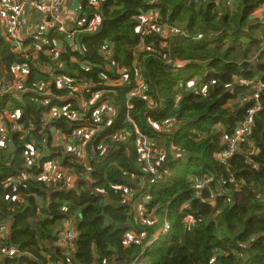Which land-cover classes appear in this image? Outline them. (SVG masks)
Masks as SVG:
<instances>
[{
	"label": "trees",
	"instance_id": "1",
	"mask_svg": "<svg viewBox=\"0 0 264 264\" xmlns=\"http://www.w3.org/2000/svg\"><path fill=\"white\" fill-rule=\"evenodd\" d=\"M78 2L70 32H49L59 44L50 57L42 43L16 51L0 21V264H264V92L257 104L239 101L251 95L244 83L264 82V0ZM152 13L162 33L139 29ZM164 123L163 133L153 128ZM82 127H103L83 146L86 160L80 144L66 153L70 141L55 138ZM136 129L140 142L164 139L152 170L137 163ZM31 148L38 162L26 158ZM52 161L69 169L74 189L41 179ZM65 224L71 256L59 245Z\"/></svg>",
	"mask_w": 264,
	"mask_h": 264
},
{
	"label": "built area",
	"instance_id": "2",
	"mask_svg": "<svg viewBox=\"0 0 264 264\" xmlns=\"http://www.w3.org/2000/svg\"><path fill=\"white\" fill-rule=\"evenodd\" d=\"M61 1H65V0H18V6L17 8H15L14 12H11V16L6 20L5 22V27L6 30L8 31V33L6 35H8V39L10 40V42L16 43L17 47H16V51H23V44H30V43H35V44H41L44 45V47H46L44 49V47L40 48L45 52L49 51V49L52 48V46L54 45L55 42H47L48 41V34L50 31V29L54 28L55 33L58 35L61 34H66L69 33V29L66 27V23H68L67 21L69 19H71V17L73 15L76 14V12L69 18H65V15L62 13H60L61 10H59V5L57 3L61 2ZM30 6L31 8H33L35 11H39L41 13H43L44 15H46V26L45 27H39L38 30H33L32 33H29L30 31H28L29 29L31 30L32 28H28V24L27 21L25 22V16H26V7ZM155 15L157 16V14L155 13ZM155 16V17H156ZM93 24V23H92ZM49 25L51 26V28H49ZM24 26L27 27L26 32L24 33H29L28 35L24 34L22 36L18 35V31L23 29ZM45 34V35H43ZM42 35V36H41ZM19 39H22V41H20ZM55 40V38L53 39ZM50 44H52V46H50ZM58 55V54H57ZM41 69H45V67H41ZM46 72L49 73L50 75H54L52 68L51 67H47L46 68ZM142 86V85H141ZM244 86L246 87V89L251 93L254 94V96H258L260 93L264 92V82L263 81H250V82H246L244 83ZM5 90V89H4ZM8 91V90H6ZM45 95H49V93H46ZM97 96V95H96ZM243 103H247L250 98L245 97L242 99ZM44 107H46L48 110H51L52 112H66L67 108H61L59 109V107H51L50 108V102L49 100H46L43 103ZM81 106L83 107L84 111L86 113H88L90 110L86 107L87 103H85L84 101H82ZM261 110L260 105L256 106L253 110L250 111V115L247 118V120H245L244 122H242L241 124H239L237 130L240 128V132L235 133V139H233L232 145H231V152L235 149V144L238 143L239 141H241V138L247 133L246 131L250 129V126L253 122V116L254 113ZM89 114V113H88ZM99 114V111L95 112L92 114V118L95 121L96 117L99 120V123L102 124L103 120L99 114V116H97ZM80 117L78 114H73L71 119L73 121L78 120ZM111 119H113V117H109L107 120L109 121V123H111ZM1 129V127H0ZM13 129H18L15 128V125L13 126ZM103 129V127H82L79 130L74 131V133L71 135L70 139H65L64 137H61V135L58 134L56 135V141L59 142H63L64 144L68 143L67 140H69L71 143H80V145L82 146V144L86 141V144H88L89 138L92 136H95L97 133L101 132ZM90 134V135H89ZM36 144V143H35ZM63 144V145H64ZM32 147H36L37 145H31ZM62 146V145H57V147ZM39 150V148H38ZM35 150V148H31V152L30 155L31 157H27L26 158H30L31 160L34 159L37 162L40 159L41 154H39V151ZM84 153V156L82 155V157L80 159L82 160H86V150L85 148L81 149ZM66 152V151H65ZM67 153V152H66ZM79 158V156H77ZM43 174L41 176V179L47 184V185H52L53 187H56L57 183L61 184L64 188L60 189V190H70L73 189L76 185H77V181L76 178H74V176L70 173L68 168H65L64 166H62L60 161H52L49 163H45L43 164ZM164 231L167 232L170 229V224L168 222H165L164 224ZM72 228L69 226H66V224L63 226V231L62 234L60 235V242L59 245L60 246H65L68 245L70 243H72L74 241V234L73 231H71ZM136 244L140 243V240H136L135 241ZM2 253L4 254L3 256H14L17 251L14 249H3ZM134 264H137L136 262Z\"/></svg>",
	"mask_w": 264,
	"mask_h": 264
},
{
	"label": "rangeland",
	"instance_id": "3",
	"mask_svg": "<svg viewBox=\"0 0 264 264\" xmlns=\"http://www.w3.org/2000/svg\"><path fill=\"white\" fill-rule=\"evenodd\" d=\"M222 1H224V0H216V4L217 5H220L221 3H222ZM58 5H59V10H61L60 11V13L62 14H64V15H66V14H68L69 13V11L70 10H72V12L74 11V12H76L78 9H80L79 7H77L75 10H73V9H68V7L69 6H67V3L65 2V1H61V2H59V3H57ZM69 5V4H68ZM17 6H18V0H0V21H1V23H2V26H3V32H4V34L6 33H8V31L6 30V27L4 26L5 25V22H6V20L11 16V12H14L15 11V8H17ZM96 7H99V5L98 4H96ZM232 9V8H231ZM25 11H26V16H25V22L27 21V23H30L29 21H30V18L31 17H33V15L35 14H37V13H39V12H37V11H35L33 8H31L30 6H27L26 7V9H25ZM2 13V14H1ZM37 16V15H36ZM44 16H46V15H44ZM156 15L154 14V13H152V14H149V15H147V16H145V17H143V18H141L142 20H141V26H140V28L139 29H143L144 28V32H146V29L148 30V33H151V32H153V31H156L155 33H159V32H161L162 33V31H161V27H157L156 26V24L155 23H153V20L154 19H156V17H155ZM262 16V15H261ZM38 18L39 19H41V17H40V15H38ZM10 19V18H9ZM8 19V20H9ZM98 18H96V20H95V22L92 24V28L91 29H95V28H97L98 27V24L100 23V20L98 19ZM42 25V23H39V25H34V26H41ZM146 28V29H145ZM26 29H27V27L26 26H24V28L23 29H21V30H19L18 31V35H22L24 32H26ZM139 29H138V31H139ZM166 30V29H165ZM171 33H172V31H171ZM176 34V33H175ZM56 39V38H55ZM55 43H56V45H59L58 44V42H56L55 41ZM143 43H144V45L146 46V47H148L149 48V50H152V52H156V50H154V49H152L149 45H147L148 44V42H147V39H145V38H143ZM144 50V49H143ZM44 52V51H43ZM45 55H47L48 57H50V55H49V53L48 52H45ZM104 55H106L107 57H109V52H105L104 53ZM13 74H14V78L16 79V80H18V79H20L21 77H23L25 74H23L22 73V71L19 69V68H16L15 70H14V72H13ZM59 79H61V78H59ZM61 81H63V82H66V80H64V79H62ZM120 81V80H119ZM197 81V79H193L192 80V82L191 83H193V82H196ZM238 81L239 80H235V83H238ZM197 83V82H196ZM199 83V82H198ZM192 85V84H191ZM190 87V86H189ZM185 89V88H184ZM258 99H259V97L258 96H253L252 97V100H254L255 102H256V104L258 103ZM238 102V101H237ZM240 102L241 103H243V100H240ZM233 104V103H232ZM231 104V105H232ZM231 105H229L228 107H231ZM115 115V112L113 111L112 112V114H111V117H113ZM3 118V117H2ZM4 119V118H3ZM102 124H105V121L102 123ZM165 127H167V124H155V125H153V128L157 131V132H159V133H163V131H164V129H165ZM169 127V126H168ZM1 131V130H0ZM238 132H240V128L237 130V133ZM124 132H121V134H123ZM135 133H136V135H137V138L138 139H136V145H137V147H138V150H137V163L139 164V165H143V164H145V165H147L148 166V164L150 165V164H152V166H150V168H151V170L153 169V161H154V159H155V157H156V153L157 152H160V151H162L160 148H161V146L164 144L163 143V141H164V139L162 138L161 140H159L160 142H162V143H158V142H154V140H148L147 138L146 139H144V140H142L141 142L139 141V138L141 139V138H143V137H139V131L136 129V131H135ZM236 133V134H237ZM4 134H6V129H4ZM126 134V133H125ZM90 135V134H89ZM92 138V136L89 138V140ZM233 139H235V137H232V140ZM22 140H23V138H22ZM125 140H126V135L125 136H123V137H120V138H118V139H116L115 141H118V142H125ZM241 140H243V137L241 138ZM223 141V140H222ZM79 144L80 143H69V145H68V147L66 148V152H72V154H73V152H76V151H73V148L74 149H77L78 147H79ZM86 145V141L82 144V146H85ZM59 147H61V146H59ZM64 149V148H63ZM82 149V148H81ZM85 150H86V148H85ZM228 151H231V149H230V147H228V149H227ZM82 151V150H81ZM85 152V151H84ZM83 152V153H84ZM234 152V151H233ZM81 154V153H80ZM31 155H32V152H31ZM31 155L29 156V157H31ZM25 156H27V152L25 153ZM83 156H84V154H83ZM178 156V155H177ZM28 157V156H27ZM80 158L82 157V156H79ZM28 159V158H27ZM30 159V158H29ZM29 162H32V160H29ZM145 170H146V168H144ZM150 170V171H151ZM157 173V171H154V174H156ZM133 183L136 185L137 183L135 182V181H133ZM123 188V186H120V189H122ZM118 189V188H117ZM141 215H144V212H141ZM66 226H69L70 227V225H68V224H66ZM4 236H5V234L3 235V233L2 232H0V239H3L4 238ZM75 238V237H74ZM131 239H133V237L131 236V234L130 235H127L126 237H125V241H127V240H131ZM74 241L72 242V243H70V244H68V245H65V246H60L63 250H64V255H66V256H71L72 254H73V251H74ZM71 248H73V250L72 251H70L69 249H71ZM66 250V251H65ZM1 263V262H0Z\"/></svg>",
	"mask_w": 264,
	"mask_h": 264
},
{
	"label": "crops",
	"instance_id": "4",
	"mask_svg": "<svg viewBox=\"0 0 264 264\" xmlns=\"http://www.w3.org/2000/svg\"><path fill=\"white\" fill-rule=\"evenodd\" d=\"M65 2L67 3V6H69L68 7V9L70 10V9H73V10H75L77 7H80V5H79V2H78V0H65ZM69 4V5H68ZM264 11V7H262L261 9H259L256 13H262ZM75 12L73 11L72 12V10H70L69 11V13L68 14H66L65 15V18H67V19H69L73 14H74ZM255 13V14H256ZM2 14V13H1ZM76 19V15H73L72 17H71V22L73 23V21ZM30 23H27L28 24V28H32L31 30L29 29L28 31H33L34 29H35V27H39V26H34V25H38L39 23H38V19H37V16L34 14L33 15V17H31L30 18V21H29ZM68 22V21H67ZM46 21H44L43 23H42V25L40 26V27H45L46 26ZM67 24V26H68V23H66ZM51 26L49 25V28H50ZM68 28H69V26H68ZM92 28V27H91ZM90 28V30H92ZM25 34V33H24ZM192 81V80H191Z\"/></svg>",
	"mask_w": 264,
	"mask_h": 264
},
{
	"label": "clouds",
	"instance_id": "5",
	"mask_svg": "<svg viewBox=\"0 0 264 264\" xmlns=\"http://www.w3.org/2000/svg\"><path fill=\"white\" fill-rule=\"evenodd\" d=\"M50 28H51V27H50ZM38 29H39V27H35L34 30L36 31V30H38ZM50 31L53 32V31H54V28H53V29L51 28ZM29 33H32V31H30ZM29 33H25V34L28 35ZM71 33H72V32H71ZM73 34H74V33H73ZM22 35H24V34H22ZM54 72H55V70H54ZM253 96H254V94L251 93V95H250V96H247V97L250 98V100H251ZM250 100H249V101H250ZM239 101H240V99H239ZM249 101H248V102H249ZM257 106H258V105H257ZM253 109H254V108H253ZM253 109H252V110H253ZM113 121H114V120L111 119V123H112ZM111 123H109V124H111ZM74 188H75V187H74ZM74 188H73V189H74ZM70 190H72V189H70ZM67 191H68V190H67ZM168 223H169V222H168ZM170 228H171V226H170ZM169 230H170V229H169ZM169 230H168V231H169ZM168 231H167V232H168ZM163 232H164V233H167V232L164 231V229H163ZM156 240H157V239H154L153 242H149L147 246L151 247V246H152V243H154Z\"/></svg>",
	"mask_w": 264,
	"mask_h": 264
}]
</instances>
